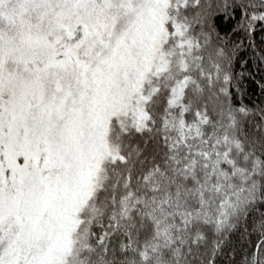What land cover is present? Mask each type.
<instances>
[{
    "label": "snow or ice",
    "instance_id": "obj_1",
    "mask_svg": "<svg viewBox=\"0 0 264 264\" xmlns=\"http://www.w3.org/2000/svg\"><path fill=\"white\" fill-rule=\"evenodd\" d=\"M258 29L264 0H0V264H264Z\"/></svg>",
    "mask_w": 264,
    "mask_h": 264
},
{
    "label": "trees",
    "instance_id": "obj_2",
    "mask_svg": "<svg viewBox=\"0 0 264 264\" xmlns=\"http://www.w3.org/2000/svg\"><path fill=\"white\" fill-rule=\"evenodd\" d=\"M262 37H264V31H261V30L258 29L256 34H255V37H254L255 43L258 46H264V45H262ZM241 70L242 69L238 66L237 67V71H241ZM248 70H251V71L255 72L256 75H257V78H259L260 75H261V73L259 71H257V69L255 67H253V65L251 63L248 65Z\"/></svg>",
    "mask_w": 264,
    "mask_h": 264
}]
</instances>
